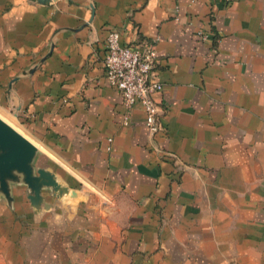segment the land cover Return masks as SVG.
Instances as JSON below:
<instances>
[{
	"label": "crops",
	"instance_id": "0c3cea01",
	"mask_svg": "<svg viewBox=\"0 0 264 264\" xmlns=\"http://www.w3.org/2000/svg\"><path fill=\"white\" fill-rule=\"evenodd\" d=\"M111 29L154 41V135ZM0 113L76 194L0 198V264H264V0H0Z\"/></svg>",
	"mask_w": 264,
	"mask_h": 264
},
{
	"label": "water",
	"instance_id": "95a60500",
	"mask_svg": "<svg viewBox=\"0 0 264 264\" xmlns=\"http://www.w3.org/2000/svg\"><path fill=\"white\" fill-rule=\"evenodd\" d=\"M47 4L50 0H30ZM37 148L26 137L0 118V198L8 207L14 201V191L23 189L25 201L34 213L50 210L48 197L67 202L76 196L74 190L62 184L55 172L37 166Z\"/></svg>",
	"mask_w": 264,
	"mask_h": 264
},
{
	"label": "built area",
	"instance_id": "2783aa9c",
	"mask_svg": "<svg viewBox=\"0 0 264 264\" xmlns=\"http://www.w3.org/2000/svg\"><path fill=\"white\" fill-rule=\"evenodd\" d=\"M198 34L207 38L204 32ZM155 57L154 41L140 39L130 46L121 45L118 32L107 31L103 56L105 78L119 92L126 111L136 103L142 107L144 125L151 135L162 130L160 112L153 99V94L161 88L152 76Z\"/></svg>",
	"mask_w": 264,
	"mask_h": 264
},
{
	"label": "rangeland",
	"instance_id": "374dc122",
	"mask_svg": "<svg viewBox=\"0 0 264 264\" xmlns=\"http://www.w3.org/2000/svg\"><path fill=\"white\" fill-rule=\"evenodd\" d=\"M0 115L3 116V117H5L7 120L9 119L11 121V123L15 126V128L19 129L22 132V130L20 129V127L17 126V124L14 121H12L8 116L3 115L2 113H0Z\"/></svg>",
	"mask_w": 264,
	"mask_h": 264
}]
</instances>
